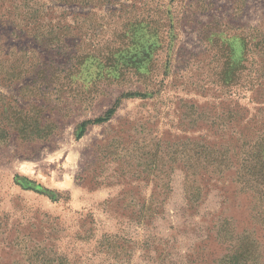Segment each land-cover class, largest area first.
<instances>
[{
  "label": "rangeland",
  "instance_id": "374dc122",
  "mask_svg": "<svg viewBox=\"0 0 264 264\" xmlns=\"http://www.w3.org/2000/svg\"><path fill=\"white\" fill-rule=\"evenodd\" d=\"M261 135L264 0H0V264H264Z\"/></svg>",
  "mask_w": 264,
  "mask_h": 264
},
{
  "label": "trees",
  "instance_id": "16d2710c",
  "mask_svg": "<svg viewBox=\"0 0 264 264\" xmlns=\"http://www.w3.org/2000/svg\"><path fill=\"white\" fill-rule=\"evenodd\" d=\"M241 88L244 89L245 87L244 86H241ZM263 144H264V135H261V136L258 137V140L255 143L256 149L258 150V155H260V156H258L259 159L261 158V152H262ZM260 149H261V151H260ZM257 178L264 180V175H262L261 173H259L258 176H257ZM262 184L264 185V183H262Z\"/></svg>",
  "mask_w": 264,
  "mask_h": 264
}]
</instances>
